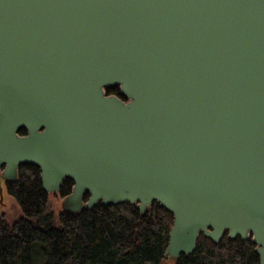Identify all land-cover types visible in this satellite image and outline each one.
I'll return each instance as SVG.
<instances>
[{"label": "water", "instance_id": "obj_1", "mask_svg": "<svg viewBox=\"0 0 264 264\" xmlns=\"http://www.w3.org/2000/svg\"><path fill=\"white\" fill-rule=\"evenodd\" d=\"M28 163L73 214L159 202L173 260L228 232L264 264V0H0L1 193Z\"/></svg>", "mask_w": 264, "mask_h": 264}, {"label": "trees", "instance_id": "obj_2", "mask_svg": "<svg viewBox=\"0 0 264 264\" xmlns=\"http://www.w3.org/2000/svg\"><path fill=\"white\" fill-rule=\"evenodd\" d=\"M106 92L122 97L119 86ZM7 186L24 215L13 222L0 216V264H163L167 258L174 215L159 202L145 214L137 204L122 202L56 215L48 210L41 170L31 163L21 165ZM73 186L68 178L58 193L66 197ZM257 247L253 237L230 238L225 232L216 243L200 233L194 252L173 264H260Z\"/></svg>", "mask_w": 264, "mask_h": 264}, {"label": "rangeland", "instance_id": "obj_3", "mask_svg": "<svg viewBox=\"0 0 264 264\" xmlns=\"http://www.w3.org/2000/svg\"><path fill=\"white\" fill-rule=\"evenodd\" d=\"M2 193L0 192V216H4L9 222H13L24 215L21 205L8 190L6 179H1ZM64 197L59 193H49L48 210L58 215L63 211ZM163 264H173V259L167 255Z\"/></svg>", "mask_w": 264, "mask_h": 264}]
</instances>
